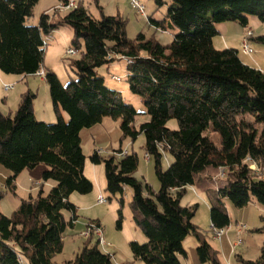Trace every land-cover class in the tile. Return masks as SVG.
<instances>
[{
    "label": "trees",
    "instance_id": "trees-1",
    "mask_svg": "<svg viewBox=\"0 0 264 264\" xmlns=\"http://www.w3.org/2000/svg\"><path fill=\"white\" fill-rule=\"evenodd\" d=\"M39 2L0 0V70L38 73L46 55L44 36L66 25L74 33L77 79L65 86L56 73H45L56 123L37 119L33 91L21 94L14 114L0 110V164L12 171L6 181L9 189L15 192L24 169L42 163L48 165L44 183L55 182L48 192L41 187L36 197L24 199L11 216L0 211V264H59L54 258L63 250L65 230L77 218L70 195L94 188L84 173L81 131L107 116L122 120L124 137L135 140L144 134L146 154L154 157L160 182L155 191L135 176L136 153L119 149L103 157L96 150L91 157L94 163H104L111 194L123 195L126 187L133 191V220L147 238L142 244L130 243L134 257L145 264H183L184 241L194 235L199 260L221 264L218 251L194 222L199 204L183 205L182 199L189 186L207 191L211 229L230 226L227 200L239 209L253 199L264 205V72L245 64L238 49L213 44L218 23L234 21L246 27L252 15L264 23V0H172L164 19L150 18L156 28L178 30L168 44L143 32L131 39L120 14L101 11L96 18L79 2L59 21L45 12L33 25L29 20ZM255 40L264 43V35ZM117 57L127 60L130 90L143 97L151 116L138 127V111L97 72ZM61 110L70 115L68 122ZM171 119L178 121L177 130L168 127ZM164 151L174 157L167 169L162 167ZM210 169L226 172L218 188L207 187L202 179ZM65 210L72 213L70 221ZM99 243L85 245L62 264H117ZM246 262L264 264V243L259 257Z\"/></svg>",
    "mask_w": 264,
    "mask_h": 264
},
{
    "label": "rangeland",
    "instance_id": "rangeland-1",
    "mask_svg": "<svg viewBox=\"0 0 264 264\" xmlns=\"http://www.w3.org/2000/svg\"><path fill=\"white\" fill-rule=\"evenodd\" d=\"M69 1L40 0L34 8V15L30 18L29 23L37 25L41 14L47 9L49 10L48 13L55 18L54 22L59 21L69 10L64 5ZM141 1L146 6L145 15L137 13L131 6L130 0H77V2L81 3L96 18L101 17V11L107 15L120 14L127 21V34L131 39H135L138 33L143 32L147 37H155L163 44L170 43L173 39V34L178 30L169 28L167 31H164L163 29L156 28L151 25L150 18L155 20L164 19L172 0H163L162 4H159L157 0ZM259 26L264 28V23L257 16H250L248 27L254 30L255 37L260 36V33L257 31ZM73 36L72 28L66 25L60 26L52 35L44 36L46 51L43 63L44 70L46 72L51 71L56 73L65 86L71 80L77 79L76 71L72 66V60L77 58L78 55H69L67 53L68 48L74 47L72 43ZM249 43L254 50L251 55L255 59L260 56L264 60V50L260 52L264 49V43H259L254 40H250ZM239 49L240 51L242 50V48ZM0 72V110L5 114H14L18 108L20 93L24 91L26 82L21 75L9 74L1 70ZM97 72L105 78V82L110 88L120 91L124 101L127 104L133 105L138 111L135 120L137 127L141 123L150 121L151 116L147 113L143 97L133 94L130 90L128 81L130 72L128 70V62L125 58L117 57L109 64L97 68ZM115 77H120L121 80L117 81L114 79ZM29 78L30 85L35 91H37L38 87L40 88L38 107L40 111H43L45 93L41 85H39L41 84L40 77ZM5 85H14V87L12 90L6 91ZM49 98L55 113L50 88ZM38 113L41 115V112ZM69 120L70 115L67 113L66 121L68 122ZM57 121L58 117L45 122L56 123ZM121 122V119H114L113 117L107 116L102 122L92 127L84 128L81 131V145L86 156L84 173L93 182L94 188L87 194L73 192L70 195V201L77 207V218L75 225L73 227L68 225L65 230L63 250L54 258L59 264L73 259L85 245H94L98 241L99 237L95 233H91V235L87 234L89 232V226L94 224H99L102 230L103 241L99 243V247L104 252L111 253L117 264L126 262L145 264L144 261L134 257L130 245L132 241L141 244L147 241L144 232L133 220L130 206L133 195L132 189L126 187L123 195L120 193L116 195L111 194L107 187L104 163H94L91 159L96 150L103 157H108L119 149L130 154L136 153L139 164L135 176L143 183L149 184L155 191L160 189L154 157L150 156L149 160L146 159V139L144 134L139 135L135 140L131 137H124ZM168 127L177 130L179 128L178 121L171 119L168 122ZM173 160V155L168 151H164L162 167L167 169ZM46 169H48V165L44 163L37 165L35 168L24 169L16 178L17 188L14 192L6 184L7 179L12 175V171L0 164V192L3 194L0 200V211L7 216H11L24 199H28L30 196L36 197L41 187L44 188L45 192H48L55 182L48 181L44 183L43 172ZM225 176L226 172L224 169H220L218 173L210 169L202 175V179L207 180V187L218 188V179L221 180ZM206 192V190L200 187L189 186L187 193L182 199V204H199L194 222L200 226L205 238L218 251L220 263L248 264L246 260H255L260 255L261 247L264 243V230H258L264 225V221L262 223L259 213H257L255 208L249 207L247 211L248 219L245 221L249 229L246 228L239 231L235 222L236 219L242 222L238 213L240 212L239 208H236L227 200L226 205L231 216V226L225 228V232L221 237L215 238L211 229L210 206L206 200V198L208 199ZM100 196H103L107 201L102 204L98 203ZM122 197L124 198L123 203L120 201ZM64 214L67 221H70L72 213L69 210H65ZM120 220L121 226L119 223ZM238 238H241L242 243L234 248L233 244ZM184 246L187 251V257H182L183 264H211L208 262L202 263L199 260L197 254V239L194 235H189L184 241Z\"/></svg>",
    "mask_w": 264,
    "mask_h": 264
},
{
    "label": "crops",
    "instance_id": "crops-1",
    "mask_svg": "<svg viewBox=\"0 0 264 264\" xmlns=\"http://www.w3.org/2000/svg\"><path fill=\"white\" fill-rule=\"evenodd\" d=\"M48 11L49 10L47 9V10H45L43 12L44 13L45 12L48 13ZM51 20L54 22L55 18H53L51 16ZM249 22H250V19H249ZM217 28H218L219 33L217 34L216 37H218V38H216V37L213 38V44H214V46L217 49H225V48H231V47L236 48L239 51V56H240L241 60L245 64H248V65H250L252 67L260 69V70H262L264 72V60H262L260 58V56L257 59H255L251 55L252 53L251 54L247 53L242 47V41H243V39L246 38V30L252 29V28H249L248 26L245 27V26H243V25H241V24H239L237 22H234V21H225V22L218 23ZM57 30L58 29H56L55 31H57ZM257 31H258V33H260V35H264V33H263L264 32V28L262 26H259ZM250 40L256 41L255 40V32H254V30H253V37L250 38L249 41ZM239 48H242V50L240 51ZM263 50L264 49H262L260 52H262ZM42 69L44 70V67H42ZM45 73H46V71H45ZM36 76L40 77L38 75V73L32 74V75H28V76L21 75L23 80L26 82V87L24 88V91H22V93H24L26 91H33V92H35L37 94V97L34 100V111H35V115H36L37 119L42 120V121L43 120L44 121L54 120L56 117H58V113L56 112V110H55V113L53 111V106L50 103V98H49V85L47 84L46 79L42 78V77H40L41 84H39V85H41V88L44 90V93H45L43 111H40V109L38 107L39 106L38 105V99L40 98V92H41L40 88L38 87L37 91H35V89L33 87H31L30 82H29V79H30L29 77H36ZM22 93H20V97H21ZM38 112H41L40 113L41 115H39ZM61 115L66 120L67 112L64 111V110H61ZM206 200H207V203H209V200L207 198H206ZM209 206H210V203H209ZM249 207L256 209V211H257V213H259L260 219L262 220V223H263V221H264V205L259 203L257 200L253 199L247 206L239 209L240 212H238V213H239L240 220L242 222H240L239 219H236L235 222H236V226L237 227H238L239 224H246L247 225V223L245 221L248 219L247 211H248ZM230 218H231V216H230ZM230 226H231V224H230Z\"/></svg>",
    "mask_w": 264,
    "mask_h": 264
},
{
    "label": "built area",
    "instance_id": "built-area-1",
    "mask_svg": "<svg viewBox=\"0 0 264 264\" xmlns=\"http://www.w3.org/2000/svg\"><path fill=\"white\" fill-rule=\"evenodd\" d=\"M77 3H78L77 0H70L68 3H66L64 5L70 9L72 7H76ZM130 4L136 10L137 13H139L141 15H145L146 14V6L141 0H130ZM246 34H247V36L244 39V41L242 42V47L247 53L251 54V53L254 52V50L250 46L249 39L253 37V30L252 29L246 30ZM67 53L69 55H75V54H77V51L74 48L70 47V48L67 49ZM38 75L40 77H42V78H45L46 74H45V71L43 69H41L38 72ZM114 79L119 81L121 78L120 77H115ZM13 87H14V85H5V90L6 91H10V90L13 89ZM146 156H147L146 159L149 160L150 155L147 154ZM252 166H254V167H252ZM252 166L251 167L253 169H256V165L255 164H252ZM106 201L107 200L103 196H100L98 198V203H100V204L105 203ZM238 228H239V231H241V229H246L247 225L246 224H239ZM212 231L214 233L213 236L215 238H218V237H221L222 234L225 232V228L212 229ZM91 233H95V235H97L99 237V242L103 241L102 230L100 228V225H98V224L90 225L89 226V232L87 234L91 235ZM241 243H242L241 238H238V240L234 242L233 247L235 248V247L239 246Z\"/></svg>",
    "mask_w": 264,
    "mask_h": 264
}]
</instances>
